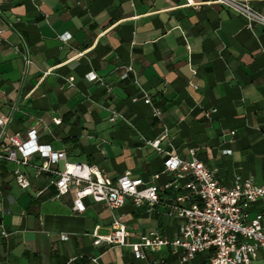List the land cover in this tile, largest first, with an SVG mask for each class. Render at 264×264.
Instances as JSON below:
<instances>
[{
  "label": "crops",
  "instance_id": "obj_1",
  "mask_svg": "<svg viewBox=\"0 0 264 264\" xmlns=\"http://www.w3.org/2000/svg\"><path fill=\"white\" fill-rule=\"evenodd\" d=\"M249 3L264 15V0ZM0 31V114L11 112L9 132L36 127L38 142L64 149L69 161L162 184L170 179L164 158L141 139L157 138L162 125L140 86L162 110L178 154L194 147L221 182L242 171L264 186L262 24L247 28L241 15L210 0H0ZM128 65L134 72L123 77ZM90 72L100 79L88 80ZM211 108L207 120L202 111ZM111 111L122 117L111 121ZM7 148L3 138L0 150ZM13 168L0 161V264H181L166 247L140 260L129 247L95 246L94 227L110 231L105 205L84 198L76 213L73 191L56 197L48 176L28 168L23 189ZM164 211L126 199L114 214L136 241L149 230L175 233L178 221ZM183 264H208V254Z\"/></svg>",
  "mask_w": 264,
  "mask_h": 264
},
{
  "label": "built area",
  "instance_id": "obj_2",
  "mask_svg": "<svg viewBox=\"0 0 264 264\" xmlns=\"http://www.w3.org/2000/svg\"><path fill=\"white\" fill-rule=\"evenodd\" d=\"M186 1L191 3V0ZM210 3L223 5L241 15L247 28H251L253 22L264 26V15L254 10L249 0H210ZM59 37L64 42L69 38L63 34ZM30 62L26 55L24 63L29 65ZM128 72H134L131 65L126 67L123 77ZM86 77L88 80L100 79L93 72ZM68 82L72 87L73 77H69ZM191 87L197 86L191 84ZM139 90L143 102L150 106L151 115L162 125L157 138L141 137L144 144L164 158L162 173L168 174L170 179L162 184H149L142 178L133 177L129 171L111 178L97 164L69 161L64 149H53L49 144L38 142L36 127L23 133L9 132L11 112L0 114V146L6 138L8 147L5 152L0 150V161L14 164L12 174L23 189L30 185L29 174L24 170L28 168L33 170L36 178L43 174L48 176L56 197L73 191L72 211L76 213L84 211V198L105 205L112 217L110 231L100 235L95 226L91 233L95 246L106 243L129 247L140 260L146 259L147 251L156 252L166 247L178 255L181 264L198 253L208 254V264H264V186L239 174H234L229 184L221 182L215 170L198 157L194 147L188 148L185 155L178 154L169 138L162 110L152 103L151 94L140 86ZM137 100V97L132 98L133 102ZM215 111L216 108L204 110L202 115L210 120ZM110 113L111 121L122 117L118 112ZM52 121L59 124L61 120L53 118ZM234 134L233 130L229 132L230 136ZM222 153L230 154L231 151L224 149ZM154 178H158V174ZM126 199L136 207L146 205L149 209L161 204L166 218L178 221L175 233L166 237L157 230H149L140 233L136 241H129L128 228L120 216L114 214ZM1 234L6 236L4 231ZM60 237L67 238L65 234Z\"/></svg>",
  "mask_w": 264,
  "mask_h": 264
},
{
  "label": "rangeland",
  "instance_id": "obj_3",
  "mask_svg": "<svg viewBox=\"0 0 264 264\" xmlns=\"http://www.w3.org/2000/svg\"><path fill=\"white\" fill-rule=\"evenodd\" d=\"M229 171L231 172V168H229ZM239 175H241V177H243V178L247 177L246 174H242V171H239Z\"/></svg>",
  "mask_w": 264,
  "mask_h": 264
}]
</instances>
